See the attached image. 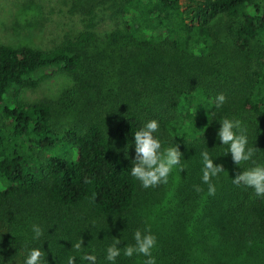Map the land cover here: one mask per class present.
I'll list each match as a JSON object with an SVG mask.
<instances>
[{
  "label": "trees",
  "instance_id": "16d2710c",
  "mask_svg": "<svg viewBox=\"0 0 264 264\" xmlns=\"http://www.w3.org/2000/svg\"><path fill=\"white\" fill-rule=\"evenodd\" d=\"M115 13L106 34L111 47L131 46L124 57L100 48L91 15L51 48L0 43V264H25L33 248L43 264H90L86 254L113 264L116 238L115 264H143L123 255L137 229L157 237L156 264H264V197L232 182L264 166V0H117ZM58 74L71 78L62 110L82 108L62 125L52 103L21 97ZM224 118L244 123L252 160L234 163L218 139ZM151 120L183 153L184 170L160 189L131 175L134 133ZM204 151L225 168L214 196Z\"/></svg>",
  "mask_w": 264,
  "mask_h": 264
},
{
  "label": "rangeland",
  "instance_id": "374dc122",
  "mask_svg": "<svg viewBox=\"0 0 264 264\" xmlns=\"http://www.w3.org/2000/svg\"><path fill=\"white\" fill-rule=\"evenodd\" d=\"M116 1L0 0V43L15 46L28 44L45 49L51 48L66 35L76 34L77 31L85 29L87 23L90 22L91 15V22L95 25L94 27L98 33L100 48L108 49V52L115 53L111 55L116 57H124L131 46L122 45L121 49L111 47L112 43L106 34L118 26L115 13ZM181 1L185 2L186 0ZM97 4L99 6L95 7ZM90 8H95L96 11L91 14L89 12ZM247 59L245 57L239 58L238 64L242 67L248 65L249 61ZM70 83L71 78L69 76L58 74L45 80L36 89L23 90L21 97L25 100H45L52 103L55 107L54 120L57 124L62 125L68 123L75 115L81 114L80 111H82L80 107L71 111L62 110L61 108V91ZM102 95L106 96L107 94ZM85 105L90 106L87 103ZM102 117L105 119L108 115H102ZM0 119L4 120L2 116ZM170 146L174 145L167 142L162 143L163 148ZM163 184L161 183L156 187L160 189Z\"/></svg>",
  "mask_w": 264,
  "mask_h": 264
},
{
  "label": "clouds",
  "instance_id": "9594fccd",
  "mask_svg": "<svg viewBox=\"0 0 264 264\" xmlns=\"http://www.w3.org/2000/svg\"><path fill=\"white\" fill-rule=\"evenodd\" d=\"M226 96L221 93L216 97V107H221L226 102ZM221 127L218 131V139L222 145H228V153L232 155L235 164L252 160L257 149L248 146L247 128L240 119L224 118L220 121ZM159 131V123L156 120L149 121L145 127L134 133L135 138V160L131 167V175L138 179L145 188L156 187L161 183L166 184L172 170L179 167L184 170L182 164L183 153L179 145L162 147V142L154 135ZM126 151V150H125ZM203 161V183L208 185V195L216 194V186L212 179L225 171L223 164H216L210 158L208 151L201 153ZM86 183L91 181L85 180ZM232 182L236 185H245L254 189L257 197H264V166H255L248 170L238 173ZM197 192L203 191L199 185L194 186ZM35 237L38 239L43 233L39 225H33ZM135 244L126 245L123 248V255L132 257L143 255L147 257L143 264H156V258L153 256V249L157 246V237L151 233L150 229L141 231L137 229L134 234ZM120 239H115L114 243L107 248L108 261L113 262L121 255ZM83 246V240L76 242L72 247L80 251ZM44 252L39 248L30 250L25 264H43ZM83 259L95 264L96 256L86 254ZM68 264H76L75 257L68 258Z\"/></svg>",
  "mask_w": 264,
  "mask_h": 264
}]
</instances>
